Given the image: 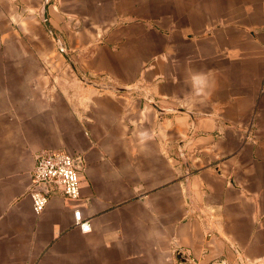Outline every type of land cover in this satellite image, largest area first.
<instances>
[{
  "label": "crops",
  "instance_id": "0c3cea01",
  "mask_svg": "<svg viewBox=\"0 0 264 264\" xmlns=\"http://www.w3.org/2000/svg\"><path fill=\"white\" fill-rule=\"evenodd\" d=\"M190 260L264 264V0H0V264Z\"/></svg>",
  "mask_w": 264,
  "mask_h": 264
},
{
  "label": "built area",
  "instance_id": "2783aa9c",
  "mask_svg": "<svg viewBox=\"0 0 264 264\" xmlns=\"http://www.w3.org/2000/svg\"><path fill=\"white\" fill-rule=\"evenodd\" d=\"M77 161V162H76ZM78 161L82 164L81 157L74 158L65 153L42 154L37 157L36 164L32 173V190L30 197L33 204V210L36 214H41L50 199L53 186L62 188L64 195L70 199L80 197V172L78 170ZM45 186L47 189H41ZM75 220L82 232L91 231V224L82 219L81 211H75ZM187 264H204L195 260H190ZM212 264H224L217 262Z\"/></svg>",
  "mask_w": 264,
  "mask_h": 264
},
{
  "label": "water",
  "instance_id": "95a60500",
  "mask_svg": "<svg viewBox=\"0 0 264 264\" xmlns=\"http://www.w3.org/2000/svg\"><path fill=\"white\" fill-rule=\"evenodd\" d=\"M47 4V1L45 3V5ZM45 9V8H44ZM47 19V15L45 14V10H44V21H46ZM59 49L64 53V47L59 43ZM77 162V161H76ZM78 170L82 169V164H80V162L78 161ZM41 189H47L45 186H43Z\"/></svg>",
  "mask_w": 264,
  "mask_h": 264
},
{
  "label": "rangeland",
  "instance_id": "374dc122",
  "mask_svg": "<svg viewBox=\"0 0 264 264\" xmlns=\"http://www.w3.org/2000/svg\"><path fill=\"white\" fill-rule=\"evenodd\" d=\"M46 1L48 2L49 0H44V4L46 3ZM61 51V50H60ZM62 52V51H61ZM63 53V52H62ZM65 53V52H64Z\"/></svg>",
  "mask_w": 264,
  "mask_h": 264
}]
</instances>
